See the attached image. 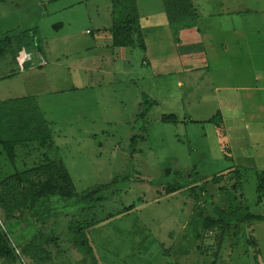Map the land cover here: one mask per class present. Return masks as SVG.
Wrapping results in <instances>:
<instances>
[{"label":"rangeland","instance_id":"374dc122","mask_svg":"<svg viewBox=\"0 0 264 264\" xmlns=\"http://www.w3.org/2000/svg\"><path fill=\"white\" fill-rule=\"evenodd\" d=\"M191 1L196 24L178 40L198 29L201 55L208 57L213 40L219 53L199 70L157 75L138 45L117 49L118 57L94 46L97 29L111 26V0H0V40L35 29L45 59L28 69L0 66V74H11L0 80V141L13 142L12 161L0 143V227L18 248L39 232L58 238L47 246L50 262L20 255L0 264H91L82 246H72L77 220L93 222L85 235L96 264H255V255L264 264V222L197 239L189 223L194 200L178 189L220 176L205 184L210 209L264 214V89L254 83L252 31L264 33V0ZM135 3L140 34L145 29L156 54L167 36L163 1ZM163 115L177 120L163 122ZM50 161L64 167L75 194L118 178L115 193L88 213L75 197L43 201L31 190L42 176L31 173ZM168 186L178 190L164 194Z\"/></svg>","mask_w":264,"mask_h":264},{"label":"trees","instance_id":"16d2710c","mask_svg":"<svg viewBox=\"0 0 264 264\" xmlns=\"http://www.w3.org/2000/svg\"><path fill=\"white\" fill-rule=\"evenodd\" d=\"M162 1L164 12L167 17V23L172 31V35L175 37V40H178L177 35L180 30L193 27L196 24L197 15L195 12V7L193 6L191 0ZM110 13L112 20L111 26L105 28V30H108L111 34L112 46L134 48L138 45L141 48H144V43L140 40L142 35L140 34L141 30L140 24L138 22L139 14L136 8L135 0H111ZM31 45L34 47L30 48ZM22 47L42 54V48L40 46L35 29L24 32V35L17 39L5 37L4 39L0 40V61H6V65L15 64L19 66V49ZM29 66V60L23 61L21 63L22 68L28 69ZM10 75L11 74H0V80L7 78ZM219 114L220 112L214 116H218ZM214 116L211 117L210 121H213ZM160 119L163 122H175L177 120L174 115H163ZM25 125L27 127H32L31 124ZM25 125L23 124V126ZM28 129L29 128H27V131H29ZM131 140L132 142H135L134 136L131 137ZM0 143L4 146L7 157L12 161L13 142L6 143L4 141H0ZM31 174H35L36 177L42 176V179L31 182V190H33V193L36 196H39L40 198L42 197L43 201H49L51 198L56 196L64 200H70L75 197L76 200L83 201L85 203V206L82 207L81 210L87 211V213L93 211L98 203L106 200L109 196H112L115 193V190L112 189L111 184H113L115 180H118V178H114L110 183L97 184L92 188L81 192L80 194H75L68 173L59 163H55L54 161L44 163L39 166V170H34V172ZM220 181V176H214L210 179H205L202 181V183H186L182 184L178 188H184L187 190L189 192V196L194 200L195 206L193 207V215L189 223H192L195 226V236L197 239H203L206 233L211 232L215 228L223 230L231 224H233L234 227H239L242 224H250L253 221L264 222V214H253L245 207L242 208V211L235 210V212L232 213H228V211L221 206H215L213 209H210L206 201L205 184H208L209 182L212 184H218ZM231 186L234 190H236L238 183H233ZM262 187L263 185L259 184L260 191L263 190ZM222 188L223 186H219V189ZM178 189L174 188L173 186H168L165 188L164 194L175 193ZM260 199L261 198L259 197V200ZM36 201L38 202L37 207L39 209L41 206L39 201L41 200ZM233 214H236V216L234 220L231 221L229 216ZM50 217L51 214H49L46 218L41 217L39 221L41 224H44V222ZM76 222H78V225H75V228L74 224H70L74 234L72 238V246H82L83 253L90 256L91 264H96L97 262L95 255H93V249L85 235V230L93 225V222H89L88 220H77ZM57 240L58 238L54 235L42 234V232H39L22 247L18 248L13 244L5 230L0 227V258L10 263H16L21 260L20 255H23L30 259H43L47 262H50L51 256L47 246L49 244L56 243ZM248 241L252 242L254 247H256V242L253 237H250ZM17 250L19 251L17 252ZM255 264H259L256 255Z\"/></svg>","mask_w":264,"mask_h":264},{"label":"crops","instance_id":"0c3cea01","mask_svg":"<svg viewBox=\"0 0 264 264\" xmlns=\"http://www.w3.org/2000/svg\"><path fill=\"white\" fill-rule=\"evenodd\" d=\"M221 15V14H219ZM220 18H223V16H220ZM228 20V19H227ZM240 20V19H238ZM264 21V17H263ZM222 23V22H221ZM224 23V22H223ZM222 23V24H223ZM240 24H243L242 21L239 22ZM264 25V22H262ZM163 27V28H162ZM165 27V32L166 35L164 40L165 42L162 43L161 45H158V52L156 54L154 51L149 47L148 44V39L145 36L146 31L145 29L142 30V39L144 43V52H145V57L143 60V64H148L150 66V70L153 74H164V73H181L182 71L186 72H193L195 70H199L201 68V63L207 64V61L209 62V54L212 53V56L210 55V58L214 59L217 56V53H219V50L216 51V46L214 45V40L210 41L209 43L211 44V47L209 50H207L208 57H204L201 54H203V44H202V38L200 35V30L197 29V33L191 32L190 33H182V35L179 36L178 42L176 43L173 41V38L171 36V33L169 32V27L167 23H162L161 28L164 29ZM243 27V26H242ZM161 29V30H162ZM160 30V31H161ZM242 30V28H239V31ZM253 34L254 36H257L256 38V43H257V50L256 52V59L259 57V62L257 61L255 65V73H254V83L257 85L256 88L258 90L263 91L264 89V38L262 35L264 33H261V30L258 28H253ZM93 44L94 46L97 47H108L111 49V52L117 56V49L121 50H126V48L130 47H113L112 46V37L111 34L108 30H102V29H97V32L93 35ZM262 40V41H261ZM224 41L221 43L224 45ZM261 46V47H260ZM92 48V47H90ZM167 48L169 50V53H160V51L164 50ZM228 46L225 45V49H227ZM224 52V49L222 48L221 50V59H222V54ZM196 53H199L196 55ZM130 54V53H128ZM155 55V56H154ZM44 58V56L42 55ZM123 58L127 59V54L123 56ZM262 60V61H261ZM261 61V62H260ZM129 62V61H128ZM130 63V62H129ZM204 64V65H205ZM127 65H129L127 63ZM200 65V66H199ZM0 66L3 68L6 67V61H0ZM84 70H87L84 68ZM1 73V72H0ZM177 84H181V81L178 80ZM45 87V85L43 86ZM255 89V86H254ZM37 95L36 92H30L28 95ZM222 120V117H221Z\"/></svg>","mask_w":264,"mask_h":264},{"label":"built area","instance_id":"2783aa9c","mask_svg":"<svg viewBox=\"0 0 264 264\" xmlns=\"http://www.w3.org/2000/svg\"><path fill=\"white\" fill-rule=\"evenodd\" d=\"M29 60L30 66L29 68H32L36 65L41 66L45 63V59L42 57V55L39 52L32 53L31 51L28 53H19L18 56V63L19 66H21V63L23 61Z\"/></svg>","mask_w":264,"mask_h":264}]
</instances>
